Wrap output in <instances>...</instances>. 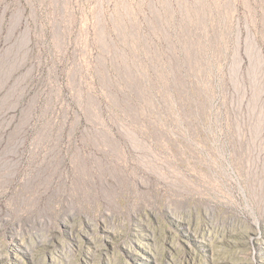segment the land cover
<instances>
[{
	"label": "rangeland",
	"instance_id": "obj_1",
	"mask_svg": "<svg viewBox=\"0 0 264 264\" xmlns=\"http://www.w3.org/2000/svg\"><path fill=\"white\" fill-rule=\"evenodd\" d=\"M0 264H264V0H0Z\"/></svg>",
	"mask_w": 264,
	"mask_h": 264
}]
</instances>
